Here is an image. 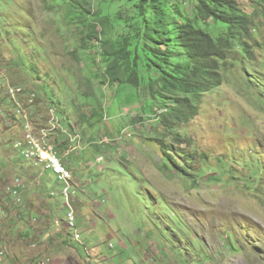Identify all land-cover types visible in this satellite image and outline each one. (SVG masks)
<instances>
[{
    "label": "rangeland",
    "instance_id": "374dc122",
    "mask_svg": "<svg viewBox=\"0 0 264 264\" xmlns=\"http://www.w3.org/2000/svg\"><path fill=\"white\" fill-rule=\"evenodd\" d=\"M47 1L0 0V74L14 83L13 77L22 73L15 65L19 66L35 79L28 84L39 95L48 87L49 98L60 96L62 106L57 113L61 120H66L63 111L80 118L83 110L75 90L79 77L74 72H81L80 66L90 69L100 65L95 58L101 46L96 42L83 57H72L67 45L81 35L80 15L70 18L78 36L64 33L61 16L54 10L65 14L68 4L52 8ZM89 1L92 10L102 2ZM243 5L250 13L256 8L245 1ZM256 23L251 42L256 63L240 62L243 56L235 50L232 57L237 59L228 63L233 67L226 69L222 87L180 125L176 133L181 139L176 140L174 132L167 137L166 145L181 153L179 156L160 147L158 138L163 137L164 128L155 122L158 118L146 128L145 122L137 120L141 104L130 106L124 97L114 98L116 88L109 87L111 93L104 90L100 95L105 108L102 122L98 110L90 123L83 125L67 115L82 140L72 156H66L72 154L67 152L68 144L62 155L75 159L82 241L92 252L103 251L108 257L97 264H264V86L251 81L254 77L264 79V49L260 47L264 46V16L257 14ZM35 25L49 37L53 52L41 46ZM52 57L62 70L52 64L47 75L44 64ZM34 65L43 73H37ZM60 76L66 77L67 88L65 78L52 83L50 77ZM71 97L79 110L69 108ZM0 103L4 105L0 104V264H39L42 259L88 264L87 254L80 252L85 246L78 242L77 249L67 229L59 234L49 213L62 207L59 195L54 197L57 205L49 196L52 190L60 191L61 185L53 172L32 167V161L20 153L15 156L20 122L13 113L17 110L8 98ZM49 109V104L42 102L30 114L37 129L46 123ZM22 118L18 114V119ZM113 126L121 130L110 131ZM85 134L91 143H86ZM65 140L66 136L60 135L59 142ZM18 175L28 184L23 203L7 190ZM59 216H65L63 209Z\"/></svg>",
    "mask_w": 264,
    "mask_h": 264
},
{
    "label": "clouds",
    "instance_id": "9594fccd",
    "mask_svg": "<svg viewBox=\"0 0 264 264\" xmlns=\"http://www.w3.org/2000/svg\"><path fill=\"white\" fill-rule=\"evenodd\" d=\"M89 1V0H88ZM213 2H215V9L216 12L218 13V16L223 15L226 13V11L229 8H241L244 12V14L248 15L249 17V30L252 33V38L254 37V31L256 30V15H263L264 14H260L259 12L262 11L264 13V1L262 0H212ZM243 1H245L246 3L249 2V4L251 6H256L255 10L253 13L248 12L245 9V6L243 5ZM62 2H65L68 4V10L65 14H62L59 9H55L54 11L57 12L58 15L61 16V18L59 19L60 22L62 20V18L70 13H72L71 15L74 16L75 14H79L80 18H81V22H82V29H81V35L76 38L75 40L69 42V45H67V52L72 56L75 57L76 59H78L80 56L83 57V54H85V52L89 51V49L97 42L101 48L100 51L98 52V56L95 58V61L97 59H99V63L100 65H98L95 68H85L84 66H80L79 65V61L76 60L77 64L82 67V71L81 72H74V74L78 75L79 80L76 82V91L78 92V98H77V104L79 106V108L82 111V113L80 114V118L79 116H74V115H70V113H68L67 111H63L66 115V120H61L60 116L57 113V109L61 111V99L59 95H53L50 98L49 96V89L48 87L43 91L42 95H39L36 90L32 87H30V84H28V82L35 80L34 78H30L26 75L25 70L20 68L19 66L15 65L16 67L19 68V70L22 73H18L17 77H13L14 81L17 83H13L11 81V79L7 76V75H2L0 74V99L2 98H8L11 103H13V105L15 106L16 110L14 112L13 110V118L17 119V121L20 122V125L23 122L24 119V115L21 114L19 112V105L22 106V108H24L27 111V117H29V119L31 120V122H33L31 116L30 115L33 111V113H35V111L38 109V106L41 105L42 102H46V104H49V118H47L46 123L42 126H39L40 128H42L43 126H48V125H56V129H54L51 132L50 138L52 139V141L55 143V145L57 146V150L59 152V157L62 160L64 166H66L68 169H70L72 176L70 178V180L68 182H65L64 180H60L58 177V174L53 171L52 169H45L49 170L51 172L54 173V175L56 176L57 179V183L61 185V189L60 191H56V190H52L49 194L50 197H52V200H54V202L58 203L57 200L54 199V197H57L59 195V197L62 199L61 204V208L60 210H56V211H61L62 209L65 211V216L64 217H60L59 216V212L56 213V211H54L55 213L52 212V210L50 209L49 213L52 215V221L53 224L56 227L57 232L60 234L62 232V229H67L69 230V235L71 238V242L73 244H77V246H75L77 249L80 250V248L78 247V244L81 243L85 246L84 251L80 250V252L83 254H87V256H84L85 259H87L88 264H97L99 261L105 262L107 261L108 257H106L105 252L100 250V246L99 247V251H101L104 255H102V253H98L96 252H92L91 249L87 248V245L83 243L82 241V235L79 231V225H78V219H79V213H78V208H76V202L78 201V191L76 188H78L79 182L76 181L75 179V166H74V160L75 159H67L64 155H62V152H66L67 151V144L69 145V149L67 152H69L68 154H70L72 152V154L70 155H66V156H72L74 151L77 150V148L80 147L81 144V140L82 137L80 134L77 133V130H75L74 128H76V125L72 122L68 120V116H71L79 121L76 120L77 124H87L90 123V119L92 118L93 115L96 114L97 110H98V114L100 117V121L102 122L104 119V106L101 103L100 100V95H102L104 93V90L108 91L111 93L110 90H108L109 87L111 88H116L115 94L112 95L114 98H122L124 97V101H126L127 105L133 104V98L134 96H132L133 93H138L140 96V100H138V104L140 103L141 107L144 108V105L146 103V100H148L149 98L152 99V101L155 103L154 109L155 111L160 112H164L166 110H168L170 107L179 104L180 99L184 98L186 95H184L183 93H180L179 95L177 94V91H174L172 88H167L165 93L168 96V98L166 100H164L163 102L160 99L155 98V96L153 95V93L149 90V88L142 86L141 88L143 89H136L134 87H128L124 84H122L117 78L112 77L111 73L109 72V65L108 62L106 61L107 58V54H109L112 51H117L120 55L122 53V51L125 49L124 45L121 42L122 39V28L120 27V24L115 23L116 20V13L120 8H115L113 2L114 0H102V2L99 4V6L97 7V9L92 10V6L90 3V8H88L84 2L82 0H48L47 1V6L52 7V8H59V6L62 4ZM71 10V12H70ZM123 11H125V8H122ZM68 17V16H67ZM106 19H108L106 21ZM229 18L226 19H222V22L220 24V29H218L214 24L212 26H207L204 25V30H205V34L203 36H198L196 37V39L192 42L195 44V51L192 52L193 55L199 56V57H203V56H207L209 59H212L213 62L211 63L212 66L208 67V70L210 71V74L214 77V79L211 80V82H209L208 86L206 87V89L202 90L201 92L203 93L201 96V100L200 102H198V107L200 110V107L203 106V104H205V102L208 100V97L210 94L214 93L215 91H217L218 89H220L222 87V85L224 84L225 81V74H228V67H233V65H229V62H234L237 58H233L232 54L235 52V50L238 48V52H239V57L242 54L243 59L239 60L240 62H243V60H248V61H252L256 63V60H254L255 57V51L253 50L252 47V38H250V40L248 38H245V43L248 44V51L250 49V51L245 54L243 49V46H238V45H234L232 48L228 46V43L226 41H224L221 38V34L225 31L227 33H231V32H235V31H241V32H245L247 33V29L246 26L243 23H241L240 25H238V28H233L232 24L229 23L228 20ZM228 20V21H226ZM68 21L70 22V19H68ZM125 24L131 23L132 22V18H124L122 20ZM177 22V24L182 25L183 21L182 19L178 18V17H174L172 22ZM210 21H212L214 23L213 19H210ZM67 26H63L62 23V27L64 29V33H68L69 35H74V37H77L79 34V31L77 30L76 26H71L74 23H72L71 25L68 24V22L65 23ZM85 24H92L95 25L96 31H97V35H92L90 37V35L87 34V26ZM32 28V26H31ZM40 26L39 25H35L34 29H38L39 32L35 33V37L37 39H41V46L43 48L48 47L52 50L50 44H49V37L47 35H45L42 31H40ZM33 29V28H32ZM104 31H106L108 33V39L112 42V45H107L105 44V35H104ZM69 41V40H68ZM133 42H136L135 40H131L129 45L132 44ZM71 47H68L70 46ZM127 45V47L129 46ZM260 47L262 48V50L264 49L263 45H260ZM53 52V50H52ZM7 53V52H6ZM1 54V53H0ZM8 54L11 55V52H9ZM238 57V58H239ZM56 58V56H55ZM54 57H52L51 62L50 63H45V67H46V71L45 74L48 75V73L50 72L51 68H54V66L52 64H54L56 67L55 68H59L62 70L61 68V63L56 61ZM34 69L37 73L42 74L43 71L40 67H38L37 65H34ZM85 69L88 70L85 71ZM142 73L144 74H148V72L144 69H141ZM64 71V70H63ZM91 73V75H90ZM98 74L100 75L98 77ZM90 75V76H89ZM90 77H93L94 79H90ZM206 77L208 78V75H206ZM52 79V83L54 84H59L60 82H62V80L66 77L64 76H60L58 78H53L50 77ZM41 79V76H40ZM58 79L60 80V82H58ZM25 80V81H23ZM21 81V82H20ZM251 81H254L255 84L258 85H263L264 86V79H260V78H255L251 79ZM244 82L247 85H251L252 83H250L249 80H244ZM24 84V85H23ZM64 87H68V82L66 80ZM84 87H91L92 90H90L89 92L83 91L82 89ZM14 89L16 91V96H13L10 91ZM19 89H21V91H18ZM161 90V89H160ZM95 91V92H94ZM204 91H206L204 93ZM142 92V94H140ZM43 96H45L46 98H44ZM141 96L143 97V101L141 100ZM226 101V100H225ZM1 104V103H0ZM3 105V104H1ZM136 105V103L134 104ZM4 106V105H3ZM78 106L76 105V101L73 100V98L71 97L70 102H69V108H74V109H78ZM159 107V108H158ZM157 108V109H156ZM125 108H123L121 110V114L124 113ZM160 110V111H159ZM0 111H3L2 108H0ZM62 112V113H63ZM18 114L22 115V119H18ZM120 114V115H121ZM141 116L137 119L138 121H142L145 122V126L146 128L148 126H151L150 123H154L152 121H155L157 118L155 117V115L153 113L151 114H142L140 113ZM77 115V113H76ZM154 116V119H150L151 117ZM108 117H110V115H108ZM115 117H113L112 120H114ZM126 119V117H125ZM131 121H134L133 118H131ZM115 123V120L112 121V124ZM34 125H36L35 123H33ZM20 125L18 128L17 132V139L15 141V148L17 149L18 153L15 155L17 156L19 153L21 154V156L24 159H27L21 149L17 146V143L19 140L22 139L21 134L22 131L20 129ZM66 125L69 127L67 128ZM81 125V126H82ZM113 129H117V130H121L118 128H115V126L112 127L111 130ZM123 129V128H122ZM108 130V129H107ZM124 130V129H123ZM60 135L62 136H66V140L63 143L59 142V137ZM86 135V134H85ZM87 136V135H86ZM88 136L85 138V141L87 144L91 143L90 141H88L89 139ZM159 139V138H158ZM87 146V145H86ZM89 146V145H88ZM61 147V150H60ZM102 157V156H101ZM99 157L100 161H103V159ZM30 160V159H27ZM32 161V160H30ZM34 168L36 167H40L38 165L35 164L34 161H32ZM69 163V164H68ZM72 165V166H70ZM43 167V166H42ZM16 179H20L22 181V185L18 186L16 184ZM43 182V179H42ZM69 184V185H68ZM68 186L69 187V197L70 199V206L66 205V196H65V187ZM28 188V184L27 181L21 176L18 175L16 176L11 183L7 186V190L8 192L11 194V196L13 197V199L17 200L18 202L23 203V194L27 191ZM44 191L45 188L43 189ZM47 192V191H46ZM84 202V201H82ZM85 203V202H84ZM70 210L74 211V213L76 214L77 217V226L76 228H71L68 226L67 222H68V213L70 212ZM75 233H79L80 239L77 240L74 236ZM70 242V243H71ZM79 242V243H78ZM113 245H111L112 247ZM57 264L55 263V261L51 260V259H42L40 261L39 264Z\"/></svg>",
    "mask_w": 264,
    "mask_h": 264
},
{
    "label": "trees",
    "instance_id": "16d2710c",
    "mask_svg": "<svg viewBox=\"0 0 264 264\" xmlns=\"http://www.w3.org/2000/svg\"><path fill=\"white\" fill-rule=\"evenodd\" d=\"M82 1L90 8L88 0ZM113 4L115 8H120L116 13L115 23L120 24L122 28L121 42L125 49L121 55L117 51L107 54L109 72L112 77L128 87L149 88L155 98L162 102L168 98L165 93L167 88L177 91L178 95L180 93L186 95L180 99L179 104L162 113L155 111V103L151 98L146 100L144 108H141L142 114L155 113L157 115L155 117L158 118L155 122H160L164 128L163 137L159 138L160 147L165 153L179 156L181 153L172 151L173 149L166 145L167 137L174 132L178 136L176 140L181 139V134H177L176 131L180 129L182 123L199 112L197 104L203 94L201 91L214 79L208 70L213 60L206 55L203 57L193 55L196 46L192 42L196 37L205 34L204 25L214 24L220 29L222 19L229 18L228 20H231L229 23L236 29L244 22L247 33L224 31L221 38L231 48L234 45L243 46L242 50L247 54L250 49L248 51L245 38L249 40L252 38L248 25L249 17L241 8H229L225 14L218 16L215 2L212 0H114ZM122 8H125V11ZM259 13L264 14L262 11ZM71 14L62 18L63 26H67L66 22L69 25L74 23L73 20L68 21L72 17ZM174 17L184 20L183 24L172 22ZM124 18H132V22L125 24L122 21ZM210 19H213L214 23ZM85 25L90 37L97 35L95 25ZM104 35L105 44L112 45L106 31ZM131 40L136 42L129 45ZM141 69L146 70L148 74L142 73ZM132 96H134L132 103L138 104L140 95L136 92ZM148 106L150 108H147ZM150 119H154V116ZM178 172L181 173V168H178Z\"/></svg>",
    "mask_w": 264,
    "mask_h": 264
},
{
    "label": "built area",
    "instance_id": "2783aa9c",
    "mask_svg": "<svg viewBox=\"0 0 264 264\" xmlns=\"http://www.w3.org/2000/svg\"><path fill=\"white\" fill-rule=\"evenodd\" d=\"M11 94L16 96L13 89L10 91ZM19 112L24 115L20 129L26 132L25 143H17V145H25L27 153L33 154V161L38 166H43L46 169H52L58 174L60 180L68 182L72 176L70 169L64 166L63 162H59V156L57 154V146L50 144L49 150L40 149V141H47V137H50L51 132H45V127L43 126V132H41L40 137H32V131H30V122H27V111L19 105ZM56 129V128H55ZM16 184L18 186L22 185L20 179H16ZM69 185V184H68ZM65 192H69V187H65ZM77 217L75 213H68V222H72L74 228H76ZM45 264V263H44Z\"/></svg>",
    "mask_w": 264,
    "mask_h": 264
},
{
    "label": "bare ground",
    "instance_id": "6f19581e",
    "mask_svg": "<svg viewBox=\"0 0 264 264\" xmlns=\"http://www.w3.org/2000/svg\"><path fill=\"white\" fill-rule=\"evenodd\" d=\"M18 91H21V89H19ZM13 92L16 94V91L14 89H13ZM27 122H30V131H32V137H40L41 136V132H43V127L40 128V129H37L35 127V125L31 122L29 117H27ZM44 127H45V132H52L56 128V125H53V126L52 125L51 126L48 125V126H44ZM21 137H22V139L19 140L18 143H25V140H26V132L25 131H22ZM50 144H54V142L52 141V139L50 137H47V141H40V149L49 150L50 149ZM17 146L22 149V153L27 159H30V160L33 161V154L32 153H27L25 145H17ZM57 154L59 155L58 150H57ZM59 162H62L60 157H59ZM65 196L67 198L66 199L67 200V205L70 206V199L71 198L69 197L68 192H65ZM70 212L74 213V211H72V210H70ZM67 224H68L69 227L74 228V225H73L72 222H67ZM76 226H77V222H76ZM74 235H75V238L77 240L80 239L81 235L79 233H75Z\"/></svg>",
    "mask_w": 264,
    "mask_h": 264
}]
</instances>
